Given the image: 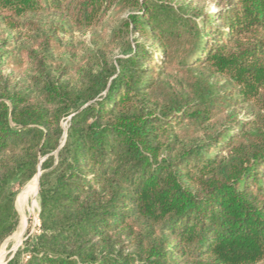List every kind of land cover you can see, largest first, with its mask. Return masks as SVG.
<instances>
[{
  "label": "trees",
  "instance_id": "obj_1",
  "mask_svg": "<svg viewBox=\"0 0 264 264\" xmlns=\"http://www.w3.org/2000/svg\"><path fill=\"white\" fill-rule=\"evenodd\" d=\"M39 166L5 264H264V0H0V246Z\"/></svg>",
  "mask_w": 264,
  "mask_h": 264
},
{
  "label": "rangeland",
  "instance_id": "obj_2",
  "mask_svg": "<svg viewBox=\"0 0 264 264\" xmlns=\"http://www.w3.org/2000/svg\"><path fill=\"white\" fill-rule=\"evenodd\" d=\"M123 15L124 14H121L119 12H115V11L111 12L110 15L106 19V24L110 26L117 25L119 18ZM89 35L90 33L84 36H77L76 40H81L84 42L88 41ZM62 126L64 128L66 127L65 121L62 122ZM32 179H30L16 193L14 204L18 212L19 221H18L16 230L11 235H9L0 246V258H1L0 264L5 262L11 250L15 251L18 247L21 246L23 240L25 239L26 232H28L27 234H34L38 230V226H39L38 210L39 208H38V202H37V181H36L35 190L31 192V189H30L31 186L29 184L31 183ZM26 188L28 189L26 200L23 203H19V197L21 196L22 192ZM22 219L23 221L25 220L23 229H22V223H23Z\"/></svg>",
  "mask_w": 264,
  "mask_h": 264
},
{
  "label": "bare ground",
  "instance_id": "obj_3",
  "mask_svg": "<svg viewBox=\"0 0 264 264\" xmlns=\"http://www.w3.org/2000/svg\"><path fill=\"white\" fill-rule=\"evenodd\" d=\"M35 177L37 178V175H36ZM34 180H35V179H33V180L31 181V183L29 184L30 186L33 184ZM27 191H28V189L26 188V189L22 192L21 196L19 197V203H23V202L26 200ZM19 205H20V204H19ZM22 221H23V219H22ZM24 224H25V220H24L23 223H22V229H23V227H24ZM20 231H21V230H20ZM21 232H22V231H21ZM0 261H1V258H0Z\"/></svg>",
  "mask_w": 264,
  "mask_h": 264
},
{
  "label": "water",
  "instance_id": "obj_4",
  "mask_svg": "<svg viewBox=\"0 0 264 264\" xmlns=\"http://www.w3.org/2000/svg\"><path fill=\"white\" fill-rule=\"evenodd\" d=\"M37 175V194H38V186H39V176H40V166L38 167Z\"/></svg>",
  "mask_w": 264,
  "mask_h": 264
},
{
  "label": "crops",
  "instance_id": "obj_5",
  "mask_svg": "<svg viewBox=\"0 0 264 264\" xmlns=\"http://www.w3.org/2000/svg\"><path fill=\"white\" fill-rule=\"evenodd\" d=\"M13 252H14V250H11L10 254L8 255V257H10V256L13 254ZM5 261H6V260H5ZM2 264H5V262L2 263Z\"/></svg>",
  "mask_w": 264,
  "mask_h": 264
}]
</instances>
